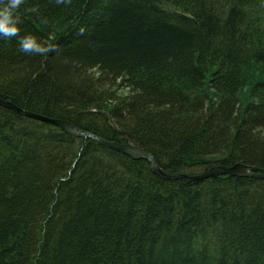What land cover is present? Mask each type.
<instances>
[{
	"label": "trees",
	"instance_id": "obj_1",
	"mask_svg": "<svg viewBox=\"0 0 264 264\" xmlns=\"http://www.w3.org/2000/svg\"><path fill=\"white\" fill-rule=\"evenodd\" d=\"M18 13L0 97L165 171L264 168V0H24ZM21 36L55 51L21 53ZM0 264H264V179H167L0 106Z\"/></svg>",
	"mask_w": 264,
	"mask_h": 264
},
{
	"label": "water",
	"instance_id": "obj_2",
	"mask_svg": "<svg viewBox=\"0 0 264 264\" xmlns=\"http://www.w3.org/2000/svg\"><path fill=\"white\" fill-rule=\"evenodd\" d=\"M0 106L12 109L13 111L23 114L27 117L40 120L42 122L51 124L60 128L67 134L76 136V137H87L90 138L103 146L109 147L113 150L119 151L123 154L130 156L133 159H145L149 162L153 173L158 174L167 179H178L182 181L192 182V181H200L214 176L220 175H240L243 174L245 176H252L257 178L264 179V168H255L250 165H245L241 163H236L231 166H224V165H217L208 168L205 171H202L197 174L187 175L185 173H178L173 171H165L162 170L156 163L155 158L148 152L140 150L139 148L133 146L131 143L128 142H117V141H109L98 137L97 135L88 132L86 130L80 129L71 123L68 120L61 119V118H54L45 116L42 114L34 113L27 111L25 109L20 108L12 101L8 99H4L0 97Z\"/></svg>",
	"mask_w": 264,
	"mask_h": 264
},
{
	"label": "clouds",
	"instance_id": "obj_3",
	"mask_svg": "<svg viewBox=\"0 0 264 264\" xmlns=\"http://www.w3.org/2000/svg\"><path fill=\"white\" fill-rule=\"evenodd\" d=\"M56 2L59 4L63 0H56ZM23 3L24 0H0V38L9 39L20 36L19 25L22 20L18 10ZM31 11L35 12L36 9L33 8ZM18 44L21 53H35L46 56L48 53L55 51L53 45H41L32 36H21Z\"/></svg>",
	"mask_w": 264,
	"mask_h": 264
},
{
	"label": "rangeland",
	"instance_id": "obj_4",
	"mask_svg": "<svg viewBox=\"0 0 264 264\" xmlns=\"http://www.w3.org/2000/svg\"><path fill=\"white\" fill-rule=\"evenodd\" d=\"M262 134H264V133H262Z\"/></svg>",
	"mask_w": 264,
	"mask_h": 264
}]
</instances>
